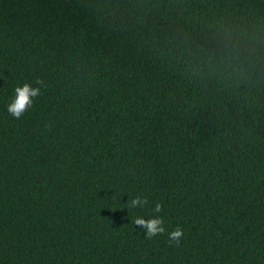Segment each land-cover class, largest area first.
Returning a JSON list of instances; mask_svg holds the SVG:
<instances>
[{"label":"trees","instance_id":"16d2710c","mask_svg":"<svg viewBox=\"0 0 264 264\" xmlns=\"http://www.w3.org/2000/svg\"><path fill=\"white\" fill-rule=\"evenodd\" d=\"M0 264H264V0H0Z\"/></svg>","mask_w":264,"mask_h":264},{"label":"clouds","instance_id":"9594fccd","mask_svg":"<svg viewBox=\"0 0 264 264\" xmlns=\"http://www.w3.org/2000/svg\"><path fill=\"white\" fill-rule=\"evenodd\" d=\"M36 86L30 83H24L23 86H17L14 89L15 95L7 107V111L13 117L19 119L33 106L34 98L41 94V89L47 87L42 79H37ZM129 208L144 207L148 204L147 197L137 195L135 198L127 201ZM163 211L162 204L157 202L152 209L153 213H161ZM136 227L142 229L147 239H151L157 235L165 233L164 220L162 216L156 215L149 218L142 216L134 219ZM183 237V229L179 226L175 230L168 233L170 244L178 246Z\"/></svg>","mask_w":264,"mask_h":264}]
</instances>
